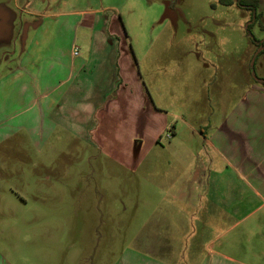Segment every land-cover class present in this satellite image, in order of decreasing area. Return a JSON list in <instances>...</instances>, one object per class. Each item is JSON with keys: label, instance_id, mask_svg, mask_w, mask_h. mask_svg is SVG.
Listing matches in <instances>:
<instances>
[{"label": "rangeland", "instance_id": "374dc122", "mask_svg": "<svg viewBox=\"0 0 264 264\" xmlns=\"http://www.w3.org/2000/svg\"><path fill=\"white\" fill-rule=\"evenodd\" d=\"M1 2L14 11L12 29L0 25V47L9 51L26 34L22 16L62 21L67 11L100 9L110 32L128 41L127 90L140 80L136 97H147L153 113L144 122L135 98L125 111L107 104L119 116L108 113L103 136H25L18 147L0 145V264H264V205L254 210L261 202L236 178L224 182L222 160L197 134L239 115L252 88L264 91V53L257 54L264 0L250 31L251 11L219 0H30L40 16ZM73 26L54 30L58 51L68 50ZM78 30L79 39L91 34ZM204 172L221 176L217 188L227 185L234 204L243 201L240 213L234 206L224 224L198 238L196 210L182 197ZM170 213L179 214L172 228Z\"/></svg>", "mask_w": 264, "mask_h": 264}, {"label": "crops", "instance_id": "0c3cea01", "mask_svg": "<svg viewBox=\"0 0 264 264\" xmlns=\"http://www.w3.org/2000/svg\"><path fill=\"white\" fill-rule=\"evenodd\" d=\"M15 2L17 10L22 13L40 16L38 9L30 6V0L20 5L18 0ZM13 12L10 6L0 3V25L3 24L7 31L12 29L10 21ZM64 13L69 17L62 21L46 18L52 16L48 13L44 19L28 21H24L22 16L21 28H25L26 34L17 36L13 51L0 47V145L5 143L11 148L18 147L25 136L42 141L54 134H59L58 138H67L72 134L84 138L96 131L97 135L103 136L102 125L109 118L108 113L117 114L113 108L107 110V104L125 111L135 98L144 107L141 116L144 122L147 121V114L153 113L147 97L144 101L136 97L140 80L134 83V90H127L128 69L125 66L128 41L110 32L112 20L100 16V9ZM61 24H72L75 29L68 50L61 49L60 52L56 48L58 43L54 30ZM80 27L90 30L91 34L79 39ZM78 41L80 46L76 45ZM75 49L78 55H74ZM1 67H5L4 70ZM251 90V98L246 95L240 104L239 115L232 111L222 117L213 130H200L197 134L205 147L222 160L224 182L229 184L236 178L240 191L244 184L243 188L251 190L261 202L255 210L264 205V91ZM102 111L105 112L101 114ZM174 138L176 142L178 137ZM175 142L170 141L169 144L173 146ZM169 150L173 160L182 163L181 152L174 147ZM181 177L173 183L177 184V188L183 186ZM219 177L216 173H202L193 180L192 194L182 197L186 205L196 210L194 219L200 222V228L193 224L191 234L198 238L202 233L208 235L211 226L224 224L233 215L234 206L237 207L235 212L240 213L241 208L238 207L243 196L240 195L241 201L238 199L234 204L232 196L226 194L227 185L218 190ZM164 218L173 220L169 223L170 228L171 225H178L174 220L179 218V214H164ZM211 243L206 241L208 245Z\"/></svg>", "mask_w": 264, "mask_h": 264}, {"label": "trees", "instance_id": "16d2710c", "mask_svg": "<svg viewBox=\"0 0 264 264\" xmlns=\"http://www.w3.org/2000/svg\"><path fill=\"white\" fill-rule=\"evenodd\" d=\"M220 3H223L225 5H230L232 3H237L239 7L248 9L251 11V21L249 24H247V29L250 31L251 27L255 22H257L261 15L258 13V6H259V0H219ZM258 44V42H256ZM264 53V49L261 47L257 54Z\"/></svg>", "mask_w": 264, "mask_h": 264}, {"label": "built area", "instance_id": "2783aa9c", "mask_svg": "<svg viewBox=\"0 0 264 264\" xmlns=\"http://www.w3.org/2000/svg\"><path fill=\"white\" fill-rule=\"evenodd\" d=\"M78 54H79L78 50L75 49V50H74V55H78Z\"/></svg>", "mask_w": 264, "mask_h": 264}]
</instances>
